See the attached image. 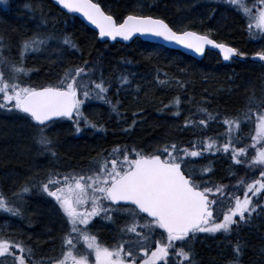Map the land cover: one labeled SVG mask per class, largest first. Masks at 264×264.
<instances>
[{"label": "snow or ice", "instance_id": "obj_1", "mask_svg": "<svg viewBox=\"0 0 264 264\" xmlns=\"http://www.w3.org/2000/svg\"><path fill=\"white\" fill-rule=\"evenodd\" d=\"M54 2L67 14L83 17L98 30L101 40L154 38L198 56L205 54L206 46L218 49L224 61L244 56L210 34L186 27L177 30L165 19L142 11L114 18L96 0ZM209 3L224 4L237 11L245 18L249 37L264 40V0H254L251 5L248 0H209ZM7 4L8 0H0V5ZM25 8L33 18L39 12V22L31 35H21L13 43L11 36L0 30V112L23 120L33 130L32 140L38 146V154L54 158L57 152L50 129L61 121H70L76 134L85 128L104 131V125L86 114L84 106L89 101H98L119 118L120 101H113L109 96L111 82L102 72L97 76L95 67L89 66L87 60L81 65L64 67L55 82L45 85L30 82L31 73L37 70L27 65L30 55L51 50L57 54V59L51 62L57 63L62 61L65 51H79V47L70 35L58 33L54 23L49 29L54 18L42 7L29 3ZM12 49L16 50L15 56ZM253 59L264 62V48ZM118 83L121 88L129 85L128 76L118 77ZM177 83L183 87L180 81ZM260 92L257 97L255 89L251 91L245 109L237 116L220 120V113L197 106L201 118H185L184 128L207 129L212 121L222 122L226 127L221 134L226 136L223 141L205 136L201 143L192 142L190 147L165 142L152 151L133 148L131 152L127 147L116 146L107 157L90 162L97 167L88 172L49 171L44 180L26 177L10 195L0 190V214L26 220L30 227L27 197L35 190L51 199L64 228L58 253L40 258H36L37 249L28 243L31 236L25 240L23 232L9 233L8 229L0 228V264H199L195 245L201 240L200 234H205V238L218 234L224 237L232 250L225 264H243L246 244L241 242L239 233L264 216V203L260 202L264 198V84ZM164 108L171 110L172 116H180V98L175 97ZM136 115L134 112L133 116ZM253 117L255 134L251 136V144L240 146L242 121ZM135 125L134 119L123 131H131ZM218 153L230 154L233 165H243L252 171L259 169L258 179L247 182L242 177L237 182V188L244 187L243 197L226 192L227 186L223 184L209 186L203 176L212 171L210 167L203 166L197 171V158ZM95 218L108 223L123 219L118 240L111 246L91 232ZM233 235L237 237L234 243L230 239ZM81 243L83 250L79 247Z\"/></svg>", "mask_w": 264, "mask_h": 264}, {"label": "trees", "instance_id": "obj_2", "mask_svg": "<svg viewBox=\"0 0 264 264\" xmlns=\"http://www.w3.org/2000/svg\"><path fill=\"white\" fill-rule=\"evenodd\" d=\"M9 1L11 3L13 0ZM14 1L15 4L9 11L10 14L13 13L11 16L13 25L5 30L6 35L20 32L21 24L14 23L13 19H20V12L26 16L29 12L25 5L34 2ZM39 1L54 16L55 30L70 35L78 45L79 51H65L64 62L55 67L39 59L33 60L34 57L29 56L27 65L37 69L31 73V82L36 85L55 82L64 67L70 64L81 65L87 60L89 66L95 67L97 76L102 72L111 82L109 96L113 101H120L119 118L114 113L110 114L109 108L98 101H89L84 106L85 113L90 116L98 111L95 120L104 125V131H94L96 137L94 143L84 139L85 135L75 137V131L73 133L71 129L68 131L64 128L62 132L57 133L59 137L63 133L67 136L64 142L66 149L63 151V148L61 151L70 160L85 163L87 159L84 158V153L92 152L98 147H101V152L96 157L89 158L88 162L100 157L101 154V159L107 157L116 146L121 149L127 147L131 152L133 148L152 151L157 145L165 142H177L183 147H190L192 142L201 143L205 136L223 141L226 136L221 134L226 132V127L222 122L212 121L207 129H203L202 126L184 128L185 118L193 120L201 118L197 106L206 107L214 114L220 113V120L225 116H237L245 109L247 97L253 89L257 97L261 94L264 69L261 65L250 62L249 58L264 48V40L251 39L246 29L245 18L227 5L210 4L209 0H206L184 17H181L180 5L174 0H134L135 4L141 6L140 8L126 6L132 0H111V6L107 7L116 18L140 11L161 17L177 30L186 27L201 34H210L217 42L231 45L244 54L243 57H233L225 64L213 52H206L203 59L195 60L180 52L139 39L133 40L129 45L99 42L96 34L81 21L61 12L50 0ZM253 2L254 0H248L250 5ZM213 9L215 11H212ZM26 19L27 16L21 18L24 24L28 25ZM183 19L185 20L181 21ZM121 75H127L130 81L124 88L118 83V77ZM158 80H167L168 83L160 84ZM177 81H180L183 87H180ZM175 97L181 100V115L178 117L172 116L171 110L164 108V105L172 102ZM134 112L137 113L136 116H133ZM6 115L0 113L4 120L8 118ZM134 119L135 127L129 132L123 131ZM244 127L249 129V134L246 135L248 130ZM254 134L255 117L250 121H242L239 135L243 143L240 146L250 145L251 136ZM12 147L0 144V190L9 195L23 176L22 173L18 176H14L13 173L22 171L28 162L15 159L13 152L9 151ZM249 152L254 154L252 149H249ZM203 166L212 169L203 176V179L209 182V186L223 184L227 186L226 192L241 197L244 187L237 188V182L242 177L247 182L259 178V169L252 171L243 165H233L230 154L218 153L215 156L205 154L202 158H197V171ZM52 169L49 171L60 173L62 171L57 165ZM233 172L235 174H232ZM4 175L9 180L4 179ZM260 202L264 203V198H261ZM239 238L246 244L242 257L243 264H264L262 252L264 216L255 219L251 227H244L239 233ZM230 239L234 243L237 237L233 235ZM195 251L197 261L202 260L205 264H225L232 255L227 240L219 234L215 238L201 237L195 245ZM40 257L42 256L39 255L38 258Z\"/></svg>", "mask_w": 264, "mask_h": 264}, {"label": "rangeland", "instance_id": "obj_3", "mask_svg": "<svg viewBox=\"0 0 264 264\" xmlns=\"http://www.w3.org/2000/svg\"><path fill=\"white\" fill-rule=\"evenodd\" d=\"M9 1V0H8ZM180 5L181 17L189 14L191 10L197 8L198 5L205 3L206 0H174ZM38 7H42L43 10L49 15V17L54 18L53 15L50 14L46 6L39 0H34ZM10 5V4H9ZM130 8H140L139 4H135V1L132 0L128 5ZM0 7H5V5H0ZM19 14L20 19H13L14 23L18 25L21 24L22 28L19 30L18 34L15 33L9 34L12 36V42L15 43L21 35H31L32 31L36 28L37 23L39 22V12L36 13L35 18H33V14L26 13L28 25L24 24V20L21 18L26 17L25 13ZM13 14V13H12ZM9 12L4 13L0 16V25L2 30L5 31L9 28V26L13 25L11 21V16ZM187 17H185L186 19ZM185 19L181 20L184 21ZM53 22H49V29L53 27ZM180 22V21H179ZM7 32V31H6ZM5 32V33H6ZM63 33V32H58ZM8 35V34H7ZM55 47V45H52ZM63 59L60 62L52 63L51 61H55L57 59V54L49 50L48 52L40 53V54H32L34 59H39L45 64L55 67L64 62V54ZM12 54L16 55V50L12 49ZM28 62V60H27ZM30 63V62H29ZM31 82V81H30ZM87 104V103H86ZM97 110L98 107H95ZM1 114H6L2 113ZM87 114V113H86ZM93 114V112H92ZM7 119H2L0 116V144L2 146H13L10 152H13V157L17 160H27V165L24 166V169L20 172L13 173L14 176H18L20 173L23 174L22 178L18 182V184L14 187V189L21 183L25 181L26 177H34V180H44L46 179L49 170H53L52 167L57 165L61 167V173H69L72 171L76 172H88L92 168L97 167L95 163H90L94 161H99L102 158V155L98 158H94L90 162L88 159L96 157L101 152V147L96 148L92 152L84 153V158L87 160L85 163H80L79 161H74L73 159L66 158L63 152L66 147H64V142L67 140L66 134L62 136H57V133L62 132L64 128L68 131H75L72 123L70 121H61L55 127L49 130V134L52 135L55 139V151L57 152L56 157H51L48 154L40 155L38 154V146L33 142V130L25 124V122L19 119L16 115L7 114ZM93 119L98 117V111L91 115ZM248 128V127H247ZM244 129H246L244 127ZM246 135L249 134V129H246ZM74 133V132H73ZM79 135H85L84 139H88L91 143L96 141V137L94 136V131L92 129L85 128L80 134H74L75 137H79ZM72 138V137H71ZM64 148V149H63ZM63 149V151H61ZM84 162V161H83ZM83 164V165H82ZM65 170H64V169ZM9 176V174H8ZM4 179H8L5 175ZM9 180V179H8ZM11 188V187H10ZM12 189V188H11ZM26 214L31 216L32 224L29 227L26 220H20L19 218L9 217L7 215L0 214V228L8 229L9 233H19L23 232V239L27 240L29 236L32 237L31 240H28V243L35 244L36 248L48 243L50 246L46 247L44 252H48V254H57L61 244V235L64 231L62 227L63 221L58 214L57 210L53 206V202L50 198L42 195L39 192L33 190L32 194L27 197V206H26ZM7 221V223H5ZM123 224V219L118 218L116 223H108L100 220L99 218H95L90 225V230L93 234L97 235L98 240L104 243L107 246H111L118 240L119 237V228ZM201 237H205V234H200ZM54 238V239H53ZM212 238V237H210ZM52 245V246H51ZM79 247L83 250V244L81 243ZM52 249H56V252H52ZM39 254V253H38ZM38 258V255L36 256ZM199 264L202 260L198 261ZM205 264V263H204Z\"/></svg>", "mask_w": 264, "mask_h": 264}, {"label": "water", "instance_id": "obj_4", "mask_svg": "<svg viewBox=\"0 0 264 264\" xmlns=\"http://www.w3.org/2000/svg\"><path fill=\"white\" fill-rule=\"evenodd\" d=\"M57 6H58V5H57ZM58 8H59V6H58ZM59 9H60V8H59ZM60 10H61L63 13L67 14V13L65 12V10H62V9H60ZM67 15H70V16H72V17H74V18H77V19L80 20V21H81L86 27H88L90 30L94 31V32L96 33V35H97V39H98L100 42H108L109 44L120 43V44H123V45H128V44H130L134 39L138 38V39H140V40H142V41H144V42H152V43L158 44V45H160V46H163V47H165V48H167V49L174 50V51H178V52H180V53H182V54H184V55H187V56H190V57L194 58L195 60H201V59L204 57V55H205V54H204V55H202V56H198V55H196L195 53H193V52H191V51H189V50H186V49H184V48H182V47H180V46H178V45H174V44L166 43V42H163V41H161V40L154 39V38L133 37V39L130 40V41H122V40H120L119 38H117V40H115V41H113V40H108V39H106V38H105L104 40H101V39H99V36H98V30H96L92 25L88 24V22H87L86 20H84L83 17L79 16V14H67ZM229 46H230V45H229ZM207 51H211V52L216 53L224 63H228V62H229V61H224V60H223V57H222V55L220 54V52H219L218 49H213V48H211L210 46H206L205 53H206ZM253 56H254V55H252V56L249 58V61H250V62H253V63H258V64L262 65L263 68H264V62H260V61H258V60H254V59H253Z\"/></svg>", "mask_w": 264, "mask_h": 264}, {"label": "flooded vegetation", "instance_id": "obj_5", "mask_svg": "<svg viewBox=\"0 0 264 264\" xmlns=\"http://www.w3.org/2000/svg\"><path fill=\"white\" fill-rule=\"evenodd\" d=\"M50 1H52L53 2V0H50ZM51 2V3H52ZM96 2H98V3H100L103 7H110L111 6V0H96ZM53 4V3H52ZM54 5V4H53ZM0 15H1V10H0ZM32 246L34 247V248H36L35 247V244H32ZM48 246H50V244H48V243H46V244H44V245H42V246H40L41 247V249H40V247L37 249V254H36V256L38 255H40V256H46V255H48V252H44V250H45V248ZM52 246V245H51ZM39 250H40V252H39ZM39 253V254H38ZM53 255V254H52Z\"/></svg>", "mask_w": 264, "mask_h": 264}]
</instances>
